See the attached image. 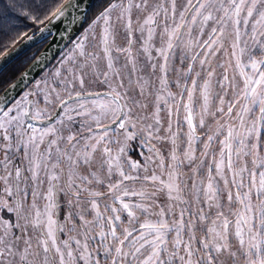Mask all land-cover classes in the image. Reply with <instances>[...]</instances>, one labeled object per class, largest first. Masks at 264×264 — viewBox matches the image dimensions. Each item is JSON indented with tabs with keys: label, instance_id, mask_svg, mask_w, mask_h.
Returning <instances> with one entry per match:
<instances>
[{
	"label": "snow or ice",
	"instance_id": "snow-or-ice-1",
	"mask_svg": "<svg viewBox=\"0 0 264 264\" xmlns=\"http://www.w3.org/2000/svg\"><path fill=\"white\" fill-rule=\"evenodd\" d=\"M0 49V264H264V0H0Z\"/></svg>",
	"mask_w": 264,
	"mask_h": 264
},
{
	"label": "water",
	"instance_id": "water-1",
	"mask_svg": "<svg viewBox=\"0 0 264 264\" xmlns=\"http://www.w3.org/2000/svg\"><path fill=\"white\" fill-rule=\"evenodd\" d=\"M89 2H92V0H85V3H89ZM50 28H51V31L55 34L54 37L53 36H49L48 39L47 40H44L42 43L40 42L39 36L34 37V40L33 41H30V42L29 41H26V40H23L22 42H20L19 43V49L21 51V54L18 56V58L20 56H22L23 54H25L26 52H28L29 50L33 49L34 47H36V46H38L40 44H44V43H45V45L43 46L42 50L39 52L38 55L42 54L45 51L46 48H48L49 46H51V53L53 55H55L56 58H58L59 51L61 49H63L68 42L66 40H62L60 38V32L63 30V24L62 23H60V22H54L50 26ZM9 55H15V53L10 52ZM55 60L56 59H52L49 62L48 66H51L55 62ZM2 62L3 61H0V63H2ZM31 63L24 70H26L27 68H29V66L31 65Z\"/></svg>",
	"mask_w": 264,
	"mask_h": 264
},
{
	"label": "trees",
	"instance_id": "trees-1",
	"mask_svg": "<svg viewBox=\"0 0 264 264\" xmlns=\"http://www.w3.org/2000/svg\"><path fill=\"white\" fill-rule=\"evenodd\" d=\"M29 24H30V22H28ZM22 30H25V31H27L28 29H22ZM29 34L31 35L32 33L31 32H29ZM23 41V40H22ZM21 41V42H22ZM45 45V43L44 44H40V45H38V46H36V47H34L33 49H31V50H29L28 52H26L25 54H23L22 56H20L15 62H14V64L11 66V67H13V68H15V70H16V74L18 75L20 72H22L31 62H32V57L34 56V55H38L39 54V52L42 50V48H43V46ZM0 50H2V49H0ZM54 63H56V60H55V62ZM53 63V64H54ZM52 64V65H53ZM51 65V66H52Z\"/></svg>",
	"mask_w": 264,
	"mask_h": 264
},
{
	"label": "rangeland",
	"instance_id": "rangeland-1",
	"mask_svg": "<svg viewBox=\"0 0 264 264\" xmlns=\"http://www.w3.org/2000/svg\"><path fill=\"white\" fill-rule=\"evenodd\" d=\"M55 64H56V63H54L53 65H55ZM53 65H52V66H53ZM52 66H49V67H52Z\"/></svg>",
	"mask_w": 264,
	"mask_h": 264
}]
</instances>
